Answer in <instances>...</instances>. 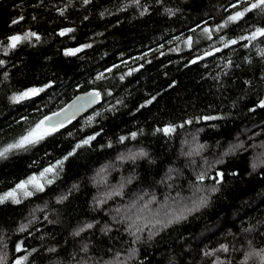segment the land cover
I'll list each match as a JSON object with an SVG mask.
<instances>
[{
    "label": "trees",
    "instance_id": "trees-1",
    "mask_svg": "<svg viewBox=\"0 0 264 264\" xmlns=\"http://www.w3.org/2000/svg\"><path fill=\"white\" fill-rule=\"evenodd\" d=\"M234 2L140 0L139 7L132 0L0 2V41L6 45L7 37L28 31L41 37L6 55L0 51L5 61L0 66V147L77 94L101 93L98 106L83 118L27 151L0 159L2 194L100 133L91 145L75 149L44 192L20 204H0V255L6 254L7 264L23 256H28L24 264H243L248 253L264 249V108L258 107L264 100V57L258 54L264 38L249 47L243 46L248 41L224 47L221 40L264 27V14L248 13L217 32L238 10L230 7ZM63 28L75 31L60 38ZM205 28L212 30L211 38ZM70 37L94 46L66 58L63 49L72 44ZM100 73L105 78L97 80ZM49 83L37 97L9 102V93ZM206 116L220 118L198 119ZM169 125L177 126L170 135L156 131ZM141 130L140 139L119 142ZM199 145L204 147L197 152ZM141 149L148 155L135 162L118 159ZM202 172L201 184L196 177ZM218 172L224 174L220 183ZM121 183L122 195L107 198ZM213 187L218 191L212 192ZM65 194L68 198L58 203ZM200 196L207 197V204L186 220L167 228L143 227L148 221H166L165 212H178ZM146 202L148 208L137 211ZM133 204L136 209L129 212ZM133 221L143 227L139 240L127 230ZM86 223L94 227L74 236ZM22 224H28L26 231H19ZM21 242L23 251L17 252ZM220 245L228 251L204 255ZM247 264H260V259L253 256Z\"/></svg>",
    "mask_w": 264,
    "mask_h": 264
},
{
    "label": "snow or ice",
    "instance_id": "snow-or-ice-1",
    "mask_svg": "<svg viewBox=\"0 0 264 264\" xmlns=\"http://www.w3.org/2000/svg\"><path fill=\"white\" fill-rule=\"evenodd\" d=\"M91 0H83L84 4H89ZM132 2L139 7L140 5V0H132ZM243 4L244 7L241 8L240 5ZM231 8L238 9L231 15H229L223 24L217 26L216 31L219 32L223 28L228 27L229 24H235L238 23L241 20H244L246 15L248 13L256 12L257 14H264V0H235L234 3H231L230 5ZM227 10V9H226ZM166 12H168L170 15H174L175 12L172 9H165ZM147 12V8L145 7L140 14L144 15ZM60 14H64V10H60ZM103 15V14H102ZM21 20L23 17L20 18ZM87 19V17H85ZM13 23H18V21H13ZM247 23V21H245ZM75 29L73 28H65L62 29L58 35L61 37L66 36L72 32H74ZM204 33L211 38V32L212 30L209 28L203 29ZM32 38H35V40L39 41L41 37L33 31H28L25 32L24 34H17V35H12L10 37H7L8 43L5 45L3 41H0V51H2L5 55L8 54L10 51L16 49L20 44L24 42H30ZM74 38V37H73ZM264 38V27H253L252 29L247 30L246 35H241L238 38L234 39H225L221 38V40L224 42V47H229L231 45H236L240 43L241 41H248L247 44H244V47H249V46H254L253 42L260 40ZM189 45L191 44V40L188 41ZM92 47L91 44H85L82 46H78L76 48H69L64 51L65 56H76L78 53L83 52L85 48H90ZM216 51H220V49H216ZM211 54V53H209ZM258 54L261 57H264V48L258 49ZM195 63V61H192ZM5 61L0 60V66L4 65ZM138 70V69H137ZM107 71H111V69H108ZM131 73H129L130 75ZM4 78L7 79V73H4ZM104 73H100L96 79H104ZM124 77L121 76V79ZM51 83L48 85L42 86V87H30L27 88L26 90H23L19 92L18 94L12 95L9 99L13 103H20L25 100L32 99L34 97L39 96L42 92L45 91L46 88L51 87ZM89 102H92L93 100L97 99L100 97L101 93L98 91H94L92 93H89ZM79 99V98H78ZM156 97H152L150 100L146 102V104H151L153 100H155ZM146 105H141L140 107L143 108ZM70 108L73 107L72 105L69 106ZM258 107L264 108V100H261L260 103L258 104ZM251 111H254L255 109H250ZM62 113H54L53 116H45L43 119H41L39 122H37L33 127H31L26 134L20 136L18 139H16L14 142L8 143L5 146L0 147V159H7L9 155L15 154L19 151H27L30 147H33L37 144H40L42 141H44L47 137L54 135L56 132L60 130V128L65 126L66 122H70L72 119V115L67 114V110L63 113L64 119H60ZM99 115V113H97ZM53 117H56L54 119ZM220 117H215V116H206L198 119H204V120H215L219 119ZM184 123L186 124H191L192 120H187ZM184 125L181 124L179 127H183ZM177 126H172L169 125L165 128L162 129H156V131H161L165 133L166 135H170L171 133L176 131ZM142 134V130L141 133ZM100 135V133H94L91 136H88L86 139L82 140L81 142L77 143L73 149L72 152H69L67 155H65L62 159L57 160L55 163H50L49 166L43 168L38 174L33 173L30 176H27L25 179L20 180L17 182L13 188H11L9 191L4 192L0 194V204H3L5 202H12L14 204H20L23 202V200L28 199L30 197H33L37 193H41L45 191L46 185H51L55 182L56 179L59 178L60 172L63 171V166L65 161L69 159L70 156L75 154V149L81 148L82 146L85 145H91V142L96 139V137ZM137 137V133L133 132L130 134V137L126 136H121L119 137V142L123 143L127 139H132L135 140ZM112 145L109 144L108 147H111ZM204 145H199L198 149L196 151L198 152L199 149H202ZM243 147V145H235L233 148L229 149L228 152L225 153V155L229 154H234L235 150L238 148ZM192 153H188V155H191ZM148 153L141 149L138 152H132L129 150V153L127 156L124 154H121L118 159L120 160H131L135 162L138 158L146 157ZM222 162V161H221ZM106 167L101 169V172L106 170ZM257 165L255 163L252 164L253 170H255ZM170 172L172 171L171 169L169 170ZM99 174V173H98ZM235 175V173H233ZM224 174L222 172L217 173V177L219 179L216 180L217 183H220L223 180ZM171 179V177H169ZM212 179H216V177H212ZM196 180L199 181L201 184L205 180V173H200L197 175ZM132 177H129L126 181V183H131ZM75 187V186H74ZM124 184L121 183L120 185V190H113L107 198H110L111 195H116L120 196L122 195V190H123ZM197 191H203L202 188H198ZM212 192L218 191L217 188L213 187L211 189ZM195 195V194H194ZM68 198V195H62L61 197L58 198L57 202L62 203L64 200ZM141 199H143L141 197ZM155 200V197H153V201ZM105 200H99L97 201L98 204L104 203ZM207 204V197L205 196H200L197 199H192L191 200V206H183L181 209L176 212V211H167L165 212V216L167 217L166 221H162L160 219L155 220L154 222L148 221L147 223L144 224L143 227H147L148 224L150 223L153 228H155L157 225H162L164 228H167L171 226L174 223H179L182 220H186L188 215L198 211L202 206H205ZM148 208V203H144L143 206L138 209L137 211L143 212L145 209ZM136 209V205L133 204L128 211L133 212V210ZM119 211V209L117 210ZM127 219L131 220L132 217L128 216ZM141 217L137 216L136 220H140ZM32 221H29L31 223ZM122 222V221H121ZM94 227L93 223H86L83 226L79 227L74 233V236H79L82 232L92 229ZM143 227L137 226L136 221H133L132 224L129 225L128 231L136 237L137 240L140 239V236L137 235V233H140L143 231ZM28 228V224H22L19 228V231L23 232L26 231ZM153 235L150 233V236ZM250 243V242H249ZM22 242L21 244L17 245L16 251L20 252L23 251L22 248ZM87 245H84L82 248V251L87 252ZM35 251V249L33 250ZM50 252L56 251L55 248H50L48 249ZM215 251H223L227 252L228 247L226 245H220L219 249H216L214 251H209L205 252L204 255H214ZM136 252L135 249L132 250V254L134 255ZM31 253H29L30 255ZM253 256L259 257L260 259V264H264V249H260L259 251L253 250L252 252L248 253L245 257V260L243 264H247V260L252 258ZM28 259V256H23L17 258L13 264H24V262ZM0 264H7L6 262V254L5 255H0ZM218 264H222V262L218 261Z\"/></svg>",
    "mask_w": 264,
    "mask_h": 264
},
{
    "label": "water",
    "instance_id": "water-1",
    "mask_svg": "<svg viewBox=\"0 0 264 264\" xmlns=\"http://www.w3.org/2000/svg\"><path fill=\"white\" fill-rule=\"evenodd\" d=\"M2 1L3 0H0V2H2ZM92 92H94V90L87 91V92H83V93H79L78 95H76L67 104L66 107H64L63 109H61L60 111H58L59 113H62L60 119H64L63 113L65 112V110H67V114L68 115H72L74 113V115L72 116L71 121L70 122H66L65 123V126H67L70 123L75 122V121L83 118L84 116H86L88 113H90L91 111H93L98 106V104L101 101V95H100L99 98L93 100L92 102H89V95L88 94L89 93H92ZM70 105H72L73 107L70 108L69 107ZM58 112H56V113H58ZM53 114H51L49 116H53ZM53 118L56 119V117H53Z\"/></svg>",
    "mask_w": 264,
    "mask_h": 264
},
{
    "label": "flooded vegetation",
    "instance_id": "flooded-vegetation-1",
    "mask_svg": "<svg viewBox=\"0 0 264 264\" xmlns=\"http://www.w3.org/2000/svg\"><path fill=\"white\" fill-rule=\"evenodd\" d=\"M188 1V0H187ZM63 29H65V28H63ZM62 30V29H61ZM61 30H59L58 31V33L61 31ZM70 34H68V35H66V36H63V37H61L60 35H59V37L60 38H67L68 36H69ZM70 41H71V45H67V46H65L64 47V49H63V56H65L64 55V51L66 50V49H69V48H76V47H78V46H82V45H85V44H91L92 45V47H90V48H85L84 49V51L83 52H80V53H78L76 56H78V55H80V54H82V53H84L86 50H91L92 48H93V46H94V43L93 42H88V43H81V44H76V38L74 37H70ZM76 56H65L66 58H72V57H76ZM78 89V87H76V90ZM89 91V90H88ZM91 91V90H90ZM95 91V90H94ZM85 92H87V91H85ZM19 93V92H18ZM18 93H9L8 94V99L12 96V95H14V94H18ZM81 93H83V92H81ZM78 95V94H77ZM75 97V96H74ZM9 102L11 103V104H15V103H13V102H11V100L9 99ZM69 103V102H68ZM67 103V104H68ZM67 104L64 106V107H66L67 106ZM63 107V108H64ZM62 108V109H63ZM60 111V110H59Z\"/></svg>",
    "mask_w": 264,
    "mask_h": 264
},
{
    "label": "rangeland",
    "instance_id": "rangeland-1",
    "mask_svg": "<svg viewBox=\"0 0 264 264\" xmlns=\"http://www.w3.org/2000/svg\"><path fill=\"white\" fill-rule=\"evenodd\" d=\"M183 2H186L187 0H182ZM177 51V50H176ZM141 134L140 133H137V137H136V139L135 140H138V139H140L141 138ZM130 140H132V139H130ZM135 140H133V141H135ZM29 199V198H28ZM26 200V199H25ZM8 202H10V201H8Z\"/></svg>",
    "mask_w": 264,
    "mask_h": 264
}]
</instances>
